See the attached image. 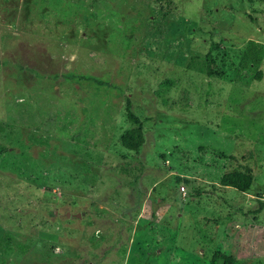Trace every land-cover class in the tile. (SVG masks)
<instances>
[{
    "label": "rangeland",
    "instance_id": "obj_1",
    "mask_svg": "<svg viewBox=\"0 0 264 264\" xmlns=\"http://www.w3.org/2000/svg\"><path fill=\"white\" fill-rule=\"evenodd\" d=\"M248 40L264 0H0V264H264V52L234 80Z\"/></svg>",
    "mask_w": 264,
    "mask_h": 264
},
{
    "label": "trees",
    "instance_id": "obj_2",
    "mask_svg": "<svg viewBox=\"0 0 264 264\" xmlns=\"http://www.w3.org/2000/svg\"><path fill=\"white\" fill-rule=\"evenodd\" d=\"M213 45H209V50ZM216 46V45H214ZM264 52V45L262 43L248 40L245 44L244 51L239 58L238 67L234 70V80L241 81L242 71L247 68L257 67L260 63ZM210 60V59H209ZM211 62V61H210ZM206 72L211 76L212 69L209 62L206 65ZM80 78H84L90 82L96 84H102L103 81L94 78L90 75H83ZM253 78L255 80L260 79V72L254 73ZM124 115L130 123V126L125 129L119 136L120 145L134 152H137L143 143L142 125L140 119L130 110V102L126 99L124 104ZM252 182V175L247 172L229 171L224 173L220 178V184L225 187H230L238 192L246 191ZM232 258L228 255H224L218 251H215L210 256V264H231Z\"/></svg>",
    "mask_w": 264,
    "mask_h": 264
}]
</instances>
